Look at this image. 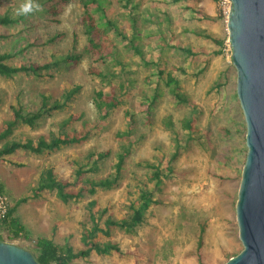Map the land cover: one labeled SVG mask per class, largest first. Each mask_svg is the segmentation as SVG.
I'll return each mask as SVG.
<instances>
[{
	"label": "rangeland",
	"instance_id": "rangeland-1",
	"mask_svg": "<svg viewBox=\"0 0 264 264\" xmlns=\"http://www.w3.org/2000/svg\"><path fill=\"white\" fill-rule=\"evenodd\" d=\"M101 1L108 8V0ZM24 2L0 0V15L10 11L11 16L17 18L16 9ZM124 3L126 0H120L118 7L109 10V17L128 37L124 39L110 34L118 46L116 60L120 61L117 63L114 57L107 60L114 71L111 80L101 81L88 73L91 63L88 55L67 70L56 71L51 78H41L32 72H20L12 78L0 75V133L11 119V104L19 101L26 111H33L41 104L42 94L53 101L73 84L82 86L80 94L64 110L53 111L34 127L18 125L8 139H35L41 134L49 137L52 131L59 132L57 124L71 113H83L85 118L96 123L98 117L92 102L95 89L103 88L106 93L114 90L123 97L120 107L101 121L94 134L83 143L66 145L43 154L19 150L2 157L0 182L11 204L30 196L26 202L18 204L15 216L20 218L33 238H54L59 243L71 244L76 250L83 247V225L90 224L87 216L90 200H97V211L109 207L108 213L122 218L130 212L129 205L138 197L140 187L153 190L156 202L150 204L145 221L135 233L116 227L110 237L99 234L98 239L102 241L112 239L119 243L124 254L113 251L98 255L93 252L91 260L77 258L70 264H222L228 255L243 248L238 237L234 204L240 182L237 174L241 169L239 171L225 157L237 158L239 165L245 161L246 125L236 96V70L232 66L228 40L222 53L216 54L214 51L219 46L214 39L194 40L192 33L200 30L213 37H228L229 1L131 0L126 8ZM37 9L12 24H0V53L12 54L7 61L11 65L29 59L40 62L52 52L69 50L74 31L78 34L79 48L85 43V36L80 31L78 3L66 6L60 23L50 22L42 6ZM96 15L97 21L102 22L100 12ZM57 30L66 31V37L55 47L39 44ZM186 37L188 40H184ZM132 45L141 47L145 59L154 64H145L144 58L134 52ZM184 47H193L199 51L198 55H187ZM158 67L165 70V75L171 71L179 80L180 91L196 105L194 113L198 130L191 134V138L188 131L179 126V121L190 114L192 108L176 101L165 84V78L159 79ZM158 84V98L150 108L151 118L147 121L144 112L147 99L144 96L155 93L154 88ZM125 109L134 113L139 134L117 186L99 188L94 195L86 194L67 203L60 200L56 190L47 189L37 198L32 196L40 174L48 167H53L60 178L73 181L75 162L86 161L85 157L91 150L110 148L112 153L101 161L99 172L88 175L101 178L112 172L119 145L114 133L127 128ZM169 114L183 131L180 136L182 145L179 157L172 162L174 172L165 170L161 183L157 185L147 178L152 168L146 162L159 164L165 169L166 161L174 151L173 133L162 123L163 117ZM70 126L80 128L81 125L76 122ZM225 126L232 131L230 136L224 132ZM4 141H0V147ZM203 215L209 226L204 237V255L200 259L196 248V221ZM58 223H61L59 233L64 232V235L56 234L55 225ZM13 243L28 250L32 247V243L23 237ZM128 250L131 253H127Z\"/></svg>",
	"mask_w": 264,
	"mask_h": 264
},
{
	"label": "trees",
	"instance_id": "trees-1",
	"mask_svg": "<svg viewBox=\"0 0 264 264\" xmlns=\"http://www.w3.org/2000/svg\"><path fill=\"white\" fill-rule=\"evenodd\" d=\"M179 1V0H176ZM35 5V10H38V6H42V10L47 14L48 20L53 23H60L61 16L66 8L71 3H78L79 5V24L80 31L85 36V43L79 48L78 34L76 31L73 32V39L71 41V48L65 52L57 53L52 52L47 58L44 57L42 61L27 60L26 62L18 65H11L7 61L12 58V54L8 52L0 53V75L6 78H12L20 72H32L36 76L41 78H51L55 76V72L61 69H68L71 66L78 64L85 55L90 57L91 63L88 69V73L94 77L100 78L101 81L111 80L114 71L110 69L107 63L108 58L114 57L115 60L119 56L118 46L114 42V38L110 37V34H116L124 39H128L122 29H120L114 19L109 17V10L113 7H118L120 0H108V8L102 5L101 0H32ZM131 2L126 0L124 8ZM97 12H100L102 16V22L97 21ZM28 15V14H27ZM27 15H19L17 18L11 16L10 11L4 15H0V24L9 25L24 18ZM135 18V17H134ZM209 39H214L218 44L219 49H215L214 53H222V48L227 37H213L209 33H198ZM2 35H0L1 37ZM66 31L57 30L56 33L48 34L45 39L42 40L40 45L56 46L61 40L65 39ZM134 41H131L133 43ZM133 50L136 54L144 58V62L147 65L154 63L147 61L144 57V53L141 47L132 45ZM187 55L197 56L199 51H195L188 47L185 49ZM120 63V61H117ZM233 66V64H232ZM184 72V69H182ZM200 70H203L201 67ZM158 76L162 80L165 78V84L169 86L170 92L179 104L190 105L192 110L191 113L183 116L179 121V126L182 129L188 131V137L191 138V134L198 130L195 121L197 120L195 115L196 105L191 102L188 95L180 91L179 80L176 78L171 71L166 72L161 67H158ZM159 84L154 88L155 93L152 95H145L147 99V107L144 109L146 113L147 121L151 118V107L154 105L158 98ZM82 86L80 84H73L71 87L64 90L60 98L50 101L45 94H42L41 104L37 109L33 111H26L24 105L21 102L10 105V117L6 123V127L0 133V141L5 140L0 147V159L7 155H12L19 150H26L34 154H43L45 152H51L60 149L66 145L80 144L89 139L94 134V129L99 126L101 121L106 120L111 112L116 108L120 107L123 103V97L114 90L106 93L103 88L95 89L93 96V106L96 111L98 120L96 123L88 120L84 117L83 113H71L68 117L63 119L57 125L60 127L58 133L51 132L50 136L47 137L45 134L39 135L37 138H26V139H8L12 134V131L20 124H25L30 127L36 126L38 121L44 118L46 115H51L53 111H62L69 104H71L77 96L80 94ZM151 96V97H150ZM237 96V93H236ZM124 117L127 123L126 129H118L114 133V137L119 141L118 151L116 153V162L114 163V170L107 174L105 177L92 178L88 173H97L101 169V161L108 158L112 150L110 148L101 150H91L87 153L86 161H76V168L74 170L73 181L60 178L54 171L53 167H48L44 172L40 174L39 183L34 187L32 196L37 198L44 190H56L57 196L63 202H69L71 200H77L86 194L94 195L99 188L110 189L118 185L121 178L123 177V170L125 167L126 159L132 154L133 145L135 144L138 135V127L134 113L129 109H125ZM76 122L80 123V128L70 126ZM163 126L170 129L173 133L172 141L174 143V151L166 161L165 169L159 164L146 162L152 168V172L148 174L147 178L150 181H155L158 185L161 183L162 175L165 174V170L172 173L174 167L172 162L177 160L181 150V134L183 131L178 128L176 121L171 114L164 116L162 119ZM245 123V122H244ZM70 126L68 130L67 127ZM224 132L227 136L232 134V131L228 127H223ZM244 137L246 134V126L244 130ZM186 144V143H185ZM245 152L247 147L245 145ZM246 158V156H245ZM232 161L236 168L242 170V166L239 165L234 158L228 159ZM229 161V162H230ZM89 164V166H88ZM88 166V167H87ZM237 177L241 178V172L237 174ZM0 191L7 195L4 185L0 182ZM30 197V196H29ZM29 197L21 198L17 204L9 205L7 217L0 219V224L4 226V232L0 233V240L13 242L16 239L24 238L32 243V247L29 250L34 254V257L39 264H70L74 259L87 258L93 252L98 255H106L113 251L124 254L125 252L120 247V244L107 239L102 241L98 239L99 234L102 233L104 236L110 237L113 228H119L127 233H135L139 226L145 221L146 212L150 207L151 203L156 202L154 199V193L152 189L142 186L139 188V195L134 199L130 205V212L122 218H116L112 214L108 213L109 207H104L102 210L97 211L95 206L97 200L92 199L88 202V219L89 225H83L81 231V241L83 247L79 250L73 248L69 243H58L53 238L48 237H36L33 238L25 229L24 224L20 218L15 216V210L21 202H26ZM237 195L235 194L236 202ZM197 231V252L200 256L204 255V237L209 226L208 219L203 215L199 216L196 221ZM131 253L130 250L126 251ZM235 252L232 255L227 256V260L237 254Z\"/></svg>",
	"mask_w": 264,
	"mask_h": 264
},
{
	"label": "water",
	"instance_id": "water-1",
	"mask_svg": "<svg viewBox=\"0 0 264 264\" xmlns=\"http://www.w3.org/2000/svg\"><path fill=\"white\" fill-rule=\"evenodd\" d=\"M228 1L227 40L247 152L235 203L243 248L222 264H264V0ZM0 264L39 262L30 250L0 240Z\"/></svg>",
	"mask_w": 264,
	"mask_h": 264
},
{
	"label": "built area",
	"instance_id": "built-area-1",
	"mask_svg": "<svg viewBox=\"0 0 264 264\" xmlns=\"http://www.w3.org/2000/svg\"><path fill=\"white\" fill-rule=\"evenodd\" d=\"M229 47V51L231 50L230 46ZM9 199L7 197V195H5L4 193H2L0 191V219H4L7 217L8 214V210H9ZM4 232V226L2 224H0V233Z\"/></svg>",
	"mask_w": 264,
	"mask_h": 264
},
{
	"label": "crops",
	"instance_id": "crops-1",
	"mask_svg": "<svg viewBox=\"0 0 264 264\" xmlns=\"http://www.w3.org/2000/svg\"><path fill=\"white\" fill-rule=\"evenodd\" d=\"M198 33H207V32H205V31H200V30H198V31H193L192 34L195 36V39H194V40H200V39L202 40V39H204V38H205V39H209V38H206V37H204V36L199 35ZM222 36H225V35H222ZM226 37H227V36H226ZM184 40H188V37H186V39H184ZM190 40H191V39H189V42H191ZM191 44L193 45V43H191ZM186 48H188V47H184V49H186ZM192 48H193V47H192ZM193 50H195V49L193 48ZM195 51H196V50H195ZM60 224H61V223H58L57 226L55 225V227H57L56 234H63V235H64V234H65L64 232L59 233V232L61 231V226H60ZM63 237H66V236H63ZM53 239H54V238H53ZM54 240H55V239H54ZM55 241H57V240H55ZM59 241H60V240H59ZM64 241H65V239H64ZM58 243H59V242H58ZM60 243L63 244V243H65V242L60 241ZM92 256H93V255H90L89 257L86 258V260H89V259L91 260V259H92Z\"/></svg>",
	"mask_w": 264,
	"mask_h": 264
},
{
	"label": "clouds",
	"instance_id": "clouds-1",
	"mask_svg": "<svg viewBox=\"0 0 264 264\" xmlns=\"http://www.w3.org/2000/svg\"><path fill=\"white\" fill-rule=\"evenodd\" d=\"M35 9V5L33 4L32 0H25L21 6L16 9V15H27L33 12Z\"/></svg>",
	"mask_w": 264,
	"mask_h": 264
}]
</instances>
